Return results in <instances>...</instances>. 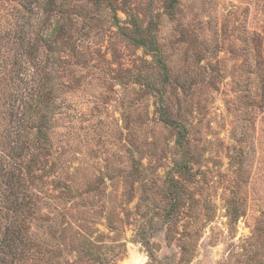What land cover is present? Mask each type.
<instances>
[{
  "label": "rangeland",
  "instance_id": "obj_1",
  "mask_svg": "<svg viewBox=\"0 0 264 264\" xmlns=\"http://www.w3.org/2000/svg\"><path fill=\"white\" fill-rule=\"evenodd\" d=\"M46 1L0 0V264H264V0H61L28 51ZM45 77L49 151L13 155Z\"/></svg>",
  "mask_w": 264,
  "mask_h": 264
},
{
  "label": "trees",
  "instance_id": "obj_2",
  "mask_svg": "<svg viewBox=\"0 0 264 264\" xmlns=\"http://www.w3.org/2000/svg\"><path fill=\"white\" fill-rule=\"evenodd\" d=\"M177 0L170 1L168 7L173 8ZM43 6L45 12H48V15L45 19H43L42 26H45L49 23L51 31L47 34L43 31V27H41L34 39L31 42L30 38L28 39V43H32V45L28 47V51L33 48L47 46L48 50L53 51V45L57 42L63 35L66 33V26L64 23V10H62V3L61 0H47L43 2ZM54 17V20L50 22L51 17ZM135 41L151 51L152 55L154 56L157 64L163 70L164 75H167L166 65L161 57V50H159V46L156 44L155 37L145 38L140 36V38L135 39ZM38 46V47H37ZM47 77H45L43 81V87L41 91L36 96L35 103H29L24 105L18 106V113H16V118L19 122V128L12 131L9 139V145L13 155L24 151V148L33 147L37 149L40 153L42 151L48 152L49 151V134H48V114L50 113L51 109V100L52 99V92L53 90L49 88L47 89ZM46 85V86H45ZM51 90V91H50ZM159 112L162 120L169 124L170 126L177 127L180 137L179 142L183 141L184 132L181 129L177 120L170 118L165 108L164 104L161 102L159 107ZM1 167H3L2 162ZM20 175V174H19ZM20 178L24 181L25 178L20 175ZM58 182V181H57ZM2 180H0V184ZM60 183V182H58ZM1 190V186H0ZM20 232V229H17Z\"/></svg>",
  "mask_w": 264,
  "mask_h": 264
}]
</instances>
